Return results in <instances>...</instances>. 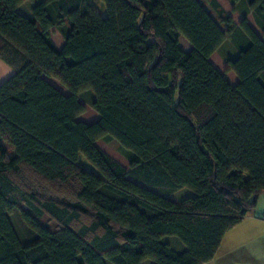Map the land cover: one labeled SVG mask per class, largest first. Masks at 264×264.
<instances>
[{
  "label": "trees",
  "instance_id": "obj_1",
  "mask_svg": "<svg viewBox=\"0 0 264 264\" xmlns=\"http://www.w3.org/2000/svg\"><path fill=\"white\" fill-rule=\"evenodd\" d=\"M99 1L0 0V264H207L264 196L262 38L217 0ZM230 1L264 37V0Z\"/></svg>",
  "mask_w": 264,
  "mask_h": 264
},
{
  "label": "crops",
  "instance_id": "obj_2",
  "mask_svg": "<svg viewBox=\"0 0 264 264\" xmlns=\"http://www.w3.org/2000/svg\"><path fill=\"white\" fill-rule=\"evenodd\" d=\"M227 4L228 0H224ZM224 11L226 12V7L222 3L223 0H217ZM225 3V4H226ZM205 10L210 12L214 18L215 13L212 12L211 8L205 6ZM228 15L232 17L235 23H240L243 19L247 20L248 25L251 29L262 38L264 43V37H262L261 31L257 28L254 23V20L250 14H245V17L241 19L235 18V15H238V10L232 6V11L227 12ZM244 14V13H243ZM240 17V15H239ZM53 39V37H52ZM56 44L55 40L53 39ZM228 43V42H225ZM224 43V44H225ZM224 44L210 57V62L224 75H234L232 72L226 73L227 61L235 60L238 56V53L233 48V46H227L225 49ZM64 41L61 43V46H56L62 48ZM179 46L185 52L188 53L191 51V46L183 39H179ZM222 55L221 61L215 63L213 58L215 55ZM13 74L12 70L0 61V85L4 83L8 78ZM236 77V76H235ZM227 78V76H226ZM234 78V77H233ZM52 79H49L50 83ZM238 82L237 78L233 79L231 82L233 85H236ZM52 86L56 87L54 84L50 83ZM61 91V90H60ZM147 264V263H146ZM207 264H264V196H260L257 200L256 207L250 211L243 221L230 230L224 238L220 248L215 256V258Z\"/></svg>",
  "mask_w": 264,
  "mask_h": 264
},
{
  "label": "rangeland",
  "instance_id": "obj_3",
  "mask_svg": "<svg viewBox=\"0 0 264 264\" xmlns=\"http://www.w3.org/2000/svg\"><path fill=\"white\" fill-rule=\"evenodd\" d=\"M230 1V0H228ZM89 4L98 12H100L103 16L105 14L104 12V6L103 4L99 1V0H88ZM200 2L202 3V0H200ZM224 4V6L226 7V13L227 12H231L232 11V6L236 7V9L238 10V15H235L236 20L237 19H241L242 17H245V13H241L240 9H242L240 7V5L237 6V4H233L231 1L228 2V4L223 0L222 2ZM226 3V4H225ZM34 5V3H31L30 1L25 2L19 10V12L24 15V16H28L30 14V10L31 7ZM224 9V8H223ZM240 15V17H239ZM247 15V14H246ZM214 19H216V16L214 15ZM52 37L55 40L56 44L58 46H61V43L63 42L62 36L56 31V30H52ZM228 42V41H227ZM231 43H225V49L227 48V46H231ZM222 55H215V57L213 58V61L215 63H218L219 61H221L222 59ZM226 72V71H225ZM228 73V72H226ZM227 76V79L231 82H233V79H235V75H225V77ZM234 77V78H233ZM50 83L54 84L56 87H58V90L65 94L68 95L69 92L68 90H66L64 87H62L57 81L55 80H51ZM232 84V83H231ZM233 85V84H232ZM80 103L83 104L85 111L83 112V114H81L80 116H78L77 120L80 122H85V123H94L96 122L99 117L98 115L92 110V108L89 105L88 102V96H81V98L79 99ZM96 146L101 149L103 152H105L107 155H109L112 159H114L115 161H117L119 164H121L122 166H124L126 169L129 168V159L127 156V152L122 149L118 143L114 140L108 139V138H104V139H100L96 142ZM80 163L83 165V167L86 170H92L90 168V166L83 160L80 159ZM194 193L190 190L187 189H183L179 192H177L175 194V197L178 199H184L187 197H193ZM10 221L17 233V235L19 236L20 240L22 243L26 242V239L21 231V229L19 228V225L17 223V221L15 220L14 216L11 215L10 217ZM147 264H153V262L151 261H147Z\"/></svg>",
  "mask_w": 264,
  "mask_h": 264
}]
</instances>
